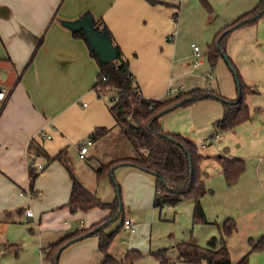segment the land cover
Instances as JSON below:
<instances>
[{"label": "crops", "instance_id": "0c3cea01", "mask_svg": "<svg viewBox=\"0 0 264 264\" xmlns=\"http://www.w3.org/2000/svg\"><path fill=\"white\" fill-rule=\"evenodd\" d=\"M171 6L167 0H0V85L9 91L8 102L0 113V216L3 222L11 223L17 221V213L18 220L22 221L24 210L33 205L32 220L37 221L42 240L39 243L41 255L44 256V248L76 230L80 220H84V228H88L107 218L112 211L95 207L73 213L65 205L73 185L70 171L63 160L50 163L45 156L36 159V165L43 168H38L37 192L32 195L31 158L27 149L30 141L36 140L50 156L67 150L64 157L70 161L74 156L88 162L96 160L95 177L102 163L123 156L121 150H104L107 137H112V141H120L122 137L110 110L111 103L106 101L111 100L109 94L100 95L95 88L100 73L97 58L91 53L87 40L75 36L65 22L86 13L96 20L102 18L115 44L129 61L142 95L161 99L173 92L172 85L177 81L171 76V57L175 56L176 47L166 40L177 20ZM185 75L187 78L182 80L180 91L204 86L199 76ZM232 96L237 98L238 89ZM100 127L111 130L96 139L93 132ZM42 132L51 137L43 138ZM87 139L93 143L85 158H81L80 146ZM114 173L127 206L155 207L154 174L133 165L120 166ZM116 182L113 184L118 191ZM116 197L117 194L105 202L115 201ZM125 220H133L124 218L122 224L135 235L137 224L133 222L134 229H130ZM220 245L221 242L215 241L211 247ZM129 246L128 251L137 250L131 242ZM127 252L119 256L110 251L118 260H124ZM60 256V264H101L103 260L99 238L93 235L69 244ZM178 260L182 261L179 257ZM238 261L232 260L234 264Z\"/></svg>", "mask_w": 264, "mask_h": 264}, {"label": "rangeland", "instance_id": "374dc122", "mask_svg": "<svg viewBox=\"0 0 264 264\" xmlns=\"http://www.w3.org/2000/svg\"><path fill=\"white\" fill-rule=\"evenodd\" d=\"M167 1L176 12L173 31L176 28L178 34L175 42H170L176 47V54L171 57V76L177 81L172 85L173 94L166 97L180 92L179 86L187 73L203 79L204 88L235 99L232 94L238 89V81L234 67L226 56H221L213 68L207 57L209 44L223 28L252 10L260 0H208L210 6L202 0ZM224 45L227 56L231 57L245 83L256 91L246 96L251 119L232 130L220 131L216 122L224 117V102L216 97L202 98L178 107L163 119L168 131L195 141L201 153L207 156L201 164L204 176L207 175L205 185L208 193L201 199L207 223L194 221L193 199L164 208L127 206L121 187L120 192L116 191L109 177L97 180L93 171L97 166L96 160L88 162L76 156L73 161L69 157L67 159L82 183L104 201L112 200L119 193L123 212L109 223L108 229L122 227L115 235L110 251L124 255L131 242L142 253L134 264H161L154 254L161 250H166L168 264H200L179 261L177 245L188 241L211 247L212 242H221L223 223L228 217L236 220L237 227L226 237L232 260L238 261L249 254V264H264V247L254 248L261 239L264 243V17L231 30ZM194 46H198L199 56ZM197 60H202V63L194 67L193 62ZM181 91H185L184 88ZM106 101L111 103V100ZM126 140L122 137L120 141H112V137H107L105 152L119 148L121 155L134 154L133 147L129 143L126 145ZM220 155L244 158L245 171L240 181L239 178L233 184L227 183L218 162ZM31 208L35 210L33 205ZM15 217L16 222L5 223L0 216V264H48L40 252L42 240L37 221L28 220L25 216L19 221L17 213ZM124 218L137 224L135 235L123 226ZM73 223L76 224L75 221ZM60 260L61 256L58 264Z\"/></svg>", "mask_w": 264, "mask_h": 264}, {"label": "trees", "instance_id": "16d2710c", "mask_svg": "<svg viewBox=\"0 0 264 264\" xmlns=\"http://www.w3.org/2000/svg\"><path fill=\"white\" fill-rule=\"evenodd\" d=\"M151 1L157 2V0ZM202 1L207 6H210L208 0ZM262 17H264V0H260V3L252 10L223 28L209 44L207 57L213 68L217 66L221 56H226L228 63L234 67L238 81V96L232 100L222 96L217 90L204 87L180 91L175 96L161 99L144 97L130 70L129 61L124 57L120 47L115 44L107 24L102 18L94 19V25L97 29L106 32L112 38L119 51V57L116 60L103 63L90 46V51L97 58L100 67L95 88L100 92V95L109 94L111 99L110 110L117 120L118 132L121 137H125L128 140L126 145L129 143L135 152L134 154L115 157L107 163H102L96 169L97 180L101 181L109 177L115 183L114 172L116 168L123 165H133L155 175L156 195L154 205L156 208H164L166 205L176 206L184 200L193 199L195 202L194 221L196 223H207L206 212L201 202L203 196L208 193L205 185V176L201 169V164L206 157L200 152L199 145L193 140L186 138L180 133L166 131L162 125V120L168 112L208 97H216L224 102V117L216 122V126L220 131L232 130L239 124L251 119V110L246 101V96L250 92H255V89L245 83L234 62L227 56L224 40L231 30L256 22ZM74 35L85 38L82 30L74 31ZM104 77L107 79L104 80ZM110 130L100 127L94 130L93 135L98 139L108 134ZM27 149L31 158L29 162V177L32 195L37 192L35 190V182L40 174L36 159L40 156H45L50 163L55 160H63L70 171L73 185L70 199L65 205L73 213L79 210L88 211L95 207L112 211L107 218L92 226L77 228L51 243L47 248L43 249L45 258L51 264H58L61 252L69 244L93 235L99 238V251L103 256L101 264H134L142 256L139 250H129L124 260H118L110 253L114 237L122 227L121 225L117 229H108L109 223L123 212L119 193L115 201L105 202L96 192L86 187L76 177L71 164L64 157V154H67V150H62L57 155L50 156L34 139L30 141ZM218 162L222 167L228 184L238 181L245 171L244 159H230L220 156L218 157ZM116 186L120 192V185L117 183ZM19 211L21 213L23 210L20 209ZM235 229L236 220L228 218L223 224L221 245L219 247H203L194 242H181L177 245L179 259L190 263L205 261L207 264H234L226 243V237L231 235ZM263 247V239L254 245V248ZM154 254L161 264H168L166 250H161ZM235 264H249V254L244 255Z\"/></svg>", "mask_w": 264, "mask_h": 264}, {"label": "water", "instance_id": "95a60500", "mask_svg": "<svg viewBox=\"0 0 264 264\" xmlns=\"http://www.w3.org/2000/svg\"><path fill=\"white\" fill-rule=\"evenodd\" d=\"M65 24L73 31H84L85 39L101 62L108 63L119 57V51L112 38L106 32L97 29L91 14L86 13L76 20L66 21ZM162 125L164 126V120Z\"/></svg>", "mask_w": 264, "mask_h": 264}, {"label": "built area", "instance_id": "2783aa9c", "mask_svg": "<svg viewBox=\"0 0 264 264\" xmlns=\"http://www.w3.org/2000/svg\"><path fill=\"white\" fill-rule=\"evenodd\" d=\"M177 34H178V30L175 29L172 33H170L166 37V40L169 42H175ZM194 48H195L197 55L199 56L198 46H194ZM201 63H202V60H197V61L193 62L194 66H198ZM212 76L213 75L211 73L210 77H212ZM103 79L106 80L107 78L104 77ZM8 98H9L8 89L6 87L0 85V113L5 108V106L8 102ZM41 136L43 138H50L51 137L49 134L44 133V132H42ZM214 138H215V136H214ZM92 143H93V140H91V139H87L82 143V145L80 146V153H79L81 158H85L86 154L88 153L89 147H90V145H92ZM206 144L207 143H205L204 145H206ZM38 168L42 169L43 165H38ZM24 215L28 220L32 219V217L34 216V212H33L32 208H30V207L26 208L24 211ZM125 224L128 228L134 229V223L131 220H125ZM83 227H84V220H80V222L77 225V228L81 229Z\"/></svg>", "mask_w": 264, "mask_h": 264}]
</instances>
